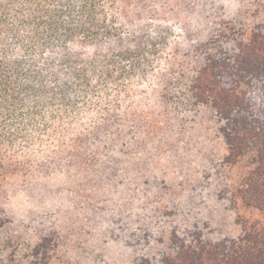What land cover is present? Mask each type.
<instances>
[{"label":"trees","instance_id":"trees-1","mask_svg":"<svg viewBox=\"0 0 264 264\" xmlns=\"http://www.w3.org/2000/svg\"><path fill=\"white\" fill-rule=\"evenodd\" d=\"M220 6L0 0V264L55 258L57 230L22 238L4 184L56 173L75 178L111 239L155 249L136 264H264V0L246 18ZM196 13L201 32L185 19ZM164 26L179 31L172 41ZM204 107L224 147L219 195L240 227L220 241L189 222L193 207L170 200L154 167L174 165Z\"/></svg>","mask_w":264,"mask_h":264},{"label":"rangeland","instance_id":"rangeland-1","mask_svg":"<svg viewBox=\"0 0 264 264\" xmlns=\"http://www.w3.org/2000/svg\"><path fill=\"white\" fill-rule=\"evenodd\" d=\"M217 1L223 5L218 8V13L224 16L246 18L258 7V0ZM185 19L199 32L207 20L197 13ZM164 28L170 30L169 41L179 32L171 26ZM190 134L174 165L163 157L154 164L155 171L160 177L165 172L166 181L172 182L170 200L180 196L178 201L184 202L183 206L193 207L189 222L196 224L204 237L213 241L235 238L240 233L236 212L225 198L220 197V186H217L220 181L214 175L224 147L217 132L215 114L210 108L198 111ZM209 172L208 181L204 177ZM220 174L223 175L219 171ZM76 184L73 176L59 173L28 179L10 177L4 184L8 192L6 205L13 226L22 238L40 227L57 230L60 248L51 264H136L138 258L156 255L155 249L130 247L123 241L111 239V227L91 213L87 205L90 199L85 193L75 192Z\"/></svg>","mask_w":264,"mask_h":264}]
</instances>
